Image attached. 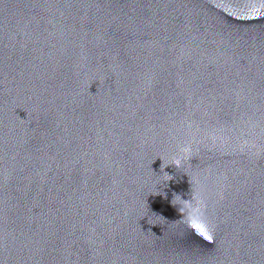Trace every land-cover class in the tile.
I'll return each mask as SVG.
<instances>
[{"label": "water", "instance_id": "water-1", "mask_svg": "<svg viewBox=\"0 0 264 264\" xmlns=\"http://www.w3.org/2000/svg\"><path fill=\"white\" fill-rule=\"evenodd\" d=\"M0 264H264V0H0Z\"/></svg>", "mask_w": 264, "mask_h": 264}, {"label": "clouds", "instance_id": "clouds-1", "mask_svg": "<svg viewBox=\"0 0 264 264\" xmlns=\"http://www.w3.org/2000/svg\"><path fill=\"white\" fill-rule=\"evenodd\" d=\"M173 165H175L176 167L181 166V159L180 158L174 159ZM180 211H183V209H180Z\"/></svg>", "mask_w": 264, "mask_h": 264}]
</instances>
